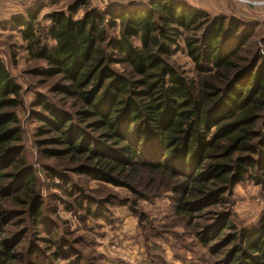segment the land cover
Returning <instances> with one entry per match:
<instances>
[{
	"label": "trees",
	"instance_id": "1",
	"mask_svg": "<svg viewBox=\"0 0 264 264\" xmlns=\"http://www.w3.org/2000/svg\"><path fill=\"white\" fill-rule=\"evenodd\" d=\"M41 11L12 26L29 60L42 64L28 75L44 80L56 99L37 103L51 136L46 144L61 148L44 150L48 160L140 198L171 193L175 216L190 223L193 207L225 203L248 180L264 190V62L251 51L256 25L210 17L183 0L104 10L72 0L47 15L52 26L43 34ZM178 53L191 60L194 78L173 63ZM21 105L22 89L0 58V264L22 262L8 229L16 216L46 225L15 114ZM43 166L45 177L55 172ZM226 227L235 231L224 239L235 246L229 264H264V222Z\"/></svg>",
	"mask_w": 264,
	"mask_h": 264
},
{
	"label": "rangeland",
	"instance_id": "2",
	"mask_svg": "<svg viewBox=\"0 0 264 264\" xmlns=\"http://www.w3.org/2000/svg\"><path fill=\"white\" fill-rule=\"evenodd\" d=\"M57 1L20 0L16 13L20 17L42 9L38 23L45 34L52 26L47 15L65 10L72 2ZM146 1L91 3L104 10ZM183 1L210 17L234 18L246 26L256 25L251 51H256L264 62V0ZM81 15L82 11L75 19ZM0 58L22 89V105L15 114L22 130V147L39 179V205L46 222L45 226L33 227L27 218L16 216L10 223L8 229L16 236L14 245L18 244L23 258L19 264H229L235 246L224 239L235 231L226 226L231 224L236 231L251 230L264 222V190L251 180L237 186L225 203L212 199L193 207L194 219L190 223L175 216L171 193L139 192L143 195L140 198L125 187L101 183L97 176L86 175L90 172H76L64 162L58 166L54 159L48 160L44 150L61 148L46 144L51 136L46 135L48 128L38 117L46 115L37 103L41 97L50 103L56 99L44 80L28 75L42 64L29 60L21 34L9 19L0 22ZM173 63L187 77H195L187 55L178 53ZM43 165H52L55 172H45V177ZM13 224L19 226L12 227Z\"/></svg>",
	"mask_w": 264,
	"mask_h": 264
},
{
	"label": "crops",
	"instance_id": "3",
	"mask_svg": "<svg viewBox=\"0 0 264 264\" xmlns=\"http://www.w3.org/2000/svg\"><path fill=\"white\" fill-rule=\"evenodd\" d=\"M18 5H20V0H0V22L19 18V12L16 13Z\"/></svg>",
	"mask_w": 264,
	"mask_h": 264
}]
</instances>
